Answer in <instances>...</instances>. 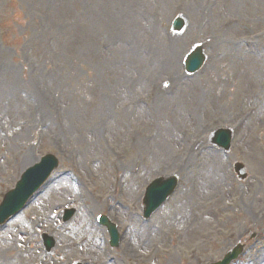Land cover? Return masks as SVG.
Wrapping results in <instances>:
<instances>
[{
  "label": "rangeland",
  "instance_id": "rangeland-1",
  "mask_svg": "<svg viewBox=\"0 0 264 264\" xmlns=\"http://www.w3.org/2000/svg\"><path fill=\"white\" fill-rule=\"evenodd\" d=\"M178 17L185 28L173 34ZM262 28L264 0H0V202L39 158L60 160L42 195L0 229V259L21 226L44 264H208L239 241L246 253L234 264H264V130L249 136L248 148L235 131L240 89L264 105L251 87L264 71ZM248 35H262L252 49L242 45ZM198 44L207 63L188 77L183 61ZM225 126L234 130L232 148L216 153L210 138ZM235 161L247 169L244 182ZM212 162L228 177L203 188ZM171 175L178 190L143 222L146 184ZM65 176L81 193L74 206L101 209L91 220L62 224L63 209L73 208L56 192ZM117 185L133 210L128 219L116 215L124 239L111 250L96 218L107 214L101 197ZM55 226L66 237L51 258L41 234L55 237ZM129 241L133 252L123 255Z\"/></svg>",
  "mask_w": 264,
  "mask_h": 264
},
{
  "label": "bare ground",
  "instance_id": "bare-ground-1",
  "mask_svg": "<svg viewBox=\"0 0 264 264\" xmlns=\"http://www.w3.org/2000/svg\"><path fill=\"white\" fill-rule=\"evenodd\" d=\"M248 42H249V40L246 41V39H244L242 45H245V47H246V43H248ZM239 47H241V45H239ZM235 52H237V51H235ZM261 63H263V60L261 61ZM263 72L260 74H257L255 76V78H253V82L251 83V85H252L251 87L255 86L256 89L261 90L264 93V82H261V80H262L261 78L264 76ZM254 93H255L254 90L249 89L247 92V95L252 96V95H254ZM263 111H264V107L259 108V109H257V112L255 115H254V113H252L249 116V118L247 120H245V125H246L245 126L246 127L245 132L247 134H249L248 124L250 123V121L253 118L254 119L256 118V120H259L260 122L264 123V119L261 118L264 114ZM252 126H254V125L252 124ZM245 132H244V135H245ZM24 133H25V130L21 131L19 134V137L21 138ZM17 135H18V130L16 132L12 133V136H17ZM26 137H27V134L24 137V140L27 143ZM242 144H243V141H241V145ZM12 157L19 159L18 155H13ZM28 165H30V164H28ZM212 165H216V163L212 162ZM220 172H221V168L219 166H215L214 168H212L211 172L208 171L207 176L208 175L209 176L206 177L205 182L203 184V188H206L209 186L211 187L215 184H218V185L223 184L224 179L227 176V174L219 175ZM228 180H229V178H228ZM60 182H63V183H62V186H58L56 188L57 194H59V195L66 194L68 196L67 199L70 200V203L76 204L77 199H81V193H80V190L78 189V187L75 185L73 177L72 176L66 177L65 179L61 180ZM77 210H78V216L81 218V220H91L92 217L94 216V212L99 213L101 211V209L92 208L91 204L84 203V202H82L81 206L77 207ZM129 210L130 209L127 207V203H125L124 205L120 204V212L123 213V215L128 214ZM172 218H177L174 220L175 223H179V221L181 220L180 216H177V217L174 216ZM46 223H47L49 228H53V226L50 224L49 221H46ZM13 233H14V238H15L16 243L15 244L13 243L10 245L8 243V246H11V251H9L11 254H10L8 259L1 258L0 264H44V261H42V256L40 255V253H36L34 251V249L32 247H30V245H29L28 240L30 237V233H28L27 228H23L20 226ZM75 233L78 234V233H80V231L75 230ZM133 235H137V233L134 230H133ZM65 237H66L65 234L61 233L58 230V234L55 237V241L57 242V246H59L61 239L65 238ZM101 264H103V263H101Z\"/></svg>",
  "mask_w": 264,
  "mask_h": 264
},
{
  "label": "water",
  "instance_id": "water-1",
  "mask_svg": "<svg viewBox=\"0 0 264 264\" xmlns=\"http://www.w3.org/2000/svg\"><path fill=\"white\" fill-rule=\"evenodd\" d=\"M201 62L202 59L199 53H195L192 57V60L187 63L186 67L188 68L189 71L192 72L198 68L197 65H200ZM228 137H229L228 135H225L223 137V143H224L223 145L227 143ZM51 161L52 160L50 158L44 160L43 165H41L35 172L36 175L34 178L30 177V175L32 174L31 172L33 171L30 170L29 171L30 173L25 175L22 178L21 182L18 184L17 190L6 197L4 203L0 208V222L4 221V219L7 216L16 212L22 206L25 200L35 191L37 187L35 184H37V181L42 180L48 174L51 168L50 164L48 163H51ZM239 172L241 176H243V169H241ZM156 187L157 185L154 188L157 189ZM172 187H173V182L169 183L167 187L157 192L160 201H163L165 199V197L170 193ZM151 196L152 195L149 190L145 199V202L148 201L147 204L149 203V200L153 198ZM114 242H115V234L112 233V243ZM234 258H235V254L231 255L228 259H226L223 264H228L230 260Z\"/></svg>",
  "mask_w": 264,
  "mask_h": 264
}]
</instances>
